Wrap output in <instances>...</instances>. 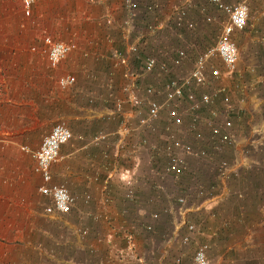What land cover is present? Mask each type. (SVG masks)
I'll return each mask as SVG.
<instances>
[{
    "label": "crops",
    "instance_id": "crops-1",
    "mask_svg": "<svg viewBox=\"0 0 264 264\" xmlns=\"http://www.w3.org/2000/svg\"><path fill=\"white\" fill-rule=\"evenodd\" d=\"M133 1L138 6L134 18L147 16L145 34L138 33L142 27H136L134 18L131 28L120 25L126 18L123 0H39L32 7L33 21L22 16L19 0H0V264H137V257L159 264L164 262L163 243L157 246L160 234L194 235L184 226L191 222L198 223V244L208 245L210 264H264V86L244 81L251 80L252 69L242 67L239 52L232 74L213 60L221 73L231 77L222 76L220 83L204 91L220 84L228 88L232 104L228 132L233 142L219 149L211 144L209 149L217 153L203 160L202 167L196 165L200 168L196 172L187 169L185 180L188 188L195 189L197 200L173 212L170 200L158 190L161 181L169 190L172 176L159 169L161 157L138 146L142 137L152 139L156 133L135 130L133 101L143 98L148 73L136 71L138 56L129 55L127 47L136 45L139 50L180 10L184 15L176 30H192L188 11L194 4L182 0L158 22L151 17L157 4L143 12L140 9L148 0ZM208 4L220 16L221 29L225 14L209 0ZM199 12L202 23L211 21L205 8L200 6ZM105 18L112 23L105 24ZM149 24L154 31L147 30ZM244 29L253 33L251 40L264 31V0L247 4L246 23L231 34L232 39ZM41 33L75 44L56 68L48 67L44 55L30 51ZM115 51L128 55L126 65L115 64ZM179 65L170 64L175 77L192 67L177 75L173 69ZM64 74L75 79L67 89L56 83ZM117 101L122 107L114 111ZM222 106L220 101L215 104ZM220 112L218 122L224 117ZM200 116L201 121L204 114ZM182 117V124L175 125L179 133L189 116L183 112ZM57 121H63L71 134L50 166L51 182L62 184L76 199L66 216L44 213L49 198L37 191L40 177L32 170L30 156L20 150L22 146L36 149ZM199 126L207 134L205 124ZM180 138L198 145L191 135L190 140ZM219 159L228 164L224 177L216 173ZM189 161L195 170L197 158ZM210 166L213 177L209 179ZM152 213H157L156 219ZM148 224L151 231L145 228ZM83 228L82 236L77 229ZM125 235L131 237L130 244Z\"/></svg>",
    "mask_w": 264,
    "mask_h": 264
},
{
    "label": "built area",
    "instance_id": "built-area-1",
    "mask_svg": "<svg viewBox=\"0 0 264 264\" xmlns=\"http://www.w3.org/2000/svg\"><path fill=\"white\" fill-rule=\"evenodd\" d=\"M39 0H19L21 14L24 18H28L31 21L32 7ZM156 0H149L146 4H143L141 11H150ZM219 10H221L226 16V22L222 25L216 42L210 46L204 48L200 54L196 56L193 61L191 69L185 74L177 78H168L160 86L161 99L153 98V95L157 93V90L152 85H146L143 87V98L134 100L133 104L136 108L135 115L137 116L135 130L151 127L155 121L159 120L162 115L170 121L171 124L180 125L183 122V118L179 115L176 107L178 104L184 103L188 111V124L186 129L189 135L196 141H206V146L201 149H194L191 144L184 143L180 136L170 132L165 137L161 149L165 154L166 161L164 165L165 172L179 176L186 174L185 161L183 157H194L197 159L207 158L209 155L208 149L211 144L213 148L219 149L221 146L230 145L233 142L232 136L228 132V128L231 126V120L227 116L231 108L230 93L226 86L220 84L209 91L197 92L198 89L205 86L208 83V79H217L220 77V70L216 65H213V60L217 59L224 72L232 74L236 70V63L238 58V51L235 41L232 39V33L235 30H241L247 19V4L252 0H239L236 3H225L221 0H209ZM124 8L126 9V18H124L120 25L125 29L131 28V21L134 18V10L137 11L138 6L133 0H123ZM184 12L180 10L175 17L174 21L168 22L165 25L166 30L173 31L181 26L182 17ZM105 24H111L110 18H105ZM192 25L186 24V28H191ZM154 25H147V30L154 31ZM129 55L138 56V49L136 45H129L127 47ZM75 50L74 43H65L60 39H56L48 33H41L39 36L38 44L30 46V51H36L46 57L47 65L53 69L58 64L67 58V56ZM185 54L182 49H175L170 59L172 66H177L181 63ZM115 58V64L126 65L128 61V55L125 52L115 51L113 54ZM154 68H158L162 71L165 70V65L152 56H145L141 61V72L148 73ZM75 82L72 75H61L56 78L58 87L67 89L71 87ZM223 104L222 107L216 108L217 102ZM122 102H115L114 111L121 110ZM112 110V112H113ZM224 113L223 119L218 122V116L221 115V111ZM201 113L204 114L203 120L200 121ZM203 123L207 128V134L204 131H200L199 125ZM71 138V134L67 126L63 121H57L52 124L49 131L41 138L39 146L30 150L26 146H22L21 151L27 153L32 159V170L38 174L41 180V184L37 187V191L49 198V203L44 206L43 211L45 214L57 212L64 216L68 215L75 203V198L71 196L66 188L62 184L51 182L50 166L55 161L59 154V147L66 144ZM145 140L139 141V144L144 143ZM210 143V144H209ZM150 147L153 149H159L155 143H151ZM228 170V164L226 160L220 159L219 164L216 166V173L218 176L224 177ZM201 194V193H198ZM128 197L130 195L128 194ZM88 195L83 196V199L87 201ZM178 205H184V198H176ZM152 219L157 218V213H152ZM185 230L187 233L193 230L191 224H185ZM147 230H152L150 224L146 225ZM77 233L84 235L86 229H77ZM127 244H130L131 237L125 235ZM180 241L182 244H186L188 241L187 235H181ZM208 245L200 243L194 249L191 264H210L206 256ZM137 264H149L145 259L136 258ZM170 264H182L181 257L175 256Z\"/></svg>",
    "mask_w": 264,
    "mask_h": 264
},
{
    "label": "rangeland",
    "instance_id": "rangeland-1",
    "mask_svg": "<svg viewBox=\"0 0 264 264\" xmlns=\"http://www.w3.org/2000/svg\"><path fill=\"white\" fill-rule=\"evenodd\" d=\"M149 1V0H148ZM194 4V7L189 8L188 11V19L193 23V29L192 30H185V29H179V30H173L168 31L164 27L165 24L161 25L162 27L158 30H155L151 36H149L147 39L144 40V43H142V47L138 50V61L136 65V70L138 73H141L139 70L141 68V61L144 59L145 56H152L154 57L158 62H162L165 65V70L162 71L158 68H154L152 71L148 72L146 79V83L151 84L154 86V88L157 90V93L153 98L155 99H161V92L159 90L161 84L168 78H177L174 76V71L171 72V66H170V57L173 55V51L175 49H182L184 51V58L181 61V64L173 69L175 70L177 75H182L185 71V67L193 64L194 59L200 52L206 48L207 46H210L214 44L218 37V34L220 32V25L222 23L220 16H218L215 12V10L208 4V0H191ZM190 1V2H191ZM182 0H158L155 4H157L158 10L155 12V15H151V17L157 18L156 21H162L165 20L166 17H168V12H172L171 10L175 5L181 4ZM172 4V7L170 8ZM203 7L205 8V14L211 16V21L202 23L199 17H202L199 12V8ZM147 16L144 18L141 14H137L134 18V22L136 24V27L140 29L139 34L143 33L145 34L146 30L145 25L149 22L146 20ZM152 21V20H150ZM155 22V20L153 21ZM139 24V25H138ZM198 24H201L200 26ZM133 34V33H132ZM256 40H251L253 37V33H248V30L244 29L243 32L238 34L235 38L236 47L239 52V58L242 62V67L246 69L247 67L252 69L251 73V80H244L247 82L248 85L255 84L256 87H261V83L264 86V31L261 30L257 34H255ZM137 36V35H136ZM135 38V37H134ZM210 44V45H209ZM213 65H217L216 62ZM228 78L231 77V75H226L225 73H221L219 79H208V83L197 90V92H202L205 89H209L211 86H216V83H220L219 80L221 77ZM259 79V80H258ZM207 87V88H206ZM248 87V86H247ZM246 87V88H247ZM177 111L179 112V115L182 116V113L188 114L187 108L182 104H178L176 107ZM183 118V117H182ZM201 126H199V129ZM151 129V130H150ZM177 127H175L174 124H171L169 120H167L164 115L162 117L155 121L154 124L151 127L142 129L143 132L149 130V133L155 132L156 135L151 134L153 137L150 138H144L142 137L140 140L144 139L145 142L142 144H139V149L143 150L144 152H149L152 150V147H150L151 143H155L156 146H159L161 148V145L163 141H165V137L168 135V133L172 132L177 136L185 137V139L190 138V135L187 131V129L183 126L182 132H178ZM151 131V132H150ZM203 132V130H202ZM184 139V138H183ZM190 140V139H188ZM210 144V143H209ZM209 155L208 156H214L215 153L210 149H208ZM189 157H183L184 161L187 163V168L190 169L189 171L196 172V170L200 169L199 166L204 163L203 160H207V158L197 159V162H195L194 168L195 170H192V167H189L188 162ZM194 158V157H193ZM192 161V160H191ZM195 161V160H193ZM202 167V165L200 166ZM209 169V168H208ZM212 166H210V171L208 172L207 177L210 179L213 177V169ZM215 170V168H214ZM184 179H186L184 175ZM183 179V175L180 177H170V187L169 190H167L165 182H159L158 190L160 193L163 192V194L166 197V200L169 202L172 207L173 212H177L181 209H186L187 205L194 203L197 200L195 189L188 188L189 184L186 180ZM213 182V181H212ZM194 186V185H193ZM167 194H166V192ZM182 197L184 198L185 202L184 205H178L176 203V198ZM163 206V205H162ZM161 206V207H162ZM165 207V206H163ZM170 214V213H169ZM168 215V214H167ZM178 223H180V220H177ZM193 226V230L189 233H193L194 235H187L188 241L186 244H182L180 241V237L182 234H166V232H163L159 236V240L157 243V246L163 243V247L161 248L163 256V261L159 264H169L171 263V260L175 256L181 257V263L182 264H191V258L194 252V249L198 245V235H195L197 233V225L198 223H190ZM146 234H153L152 232H147ZM183 236V235H182ZM169 237V238H168ZM170 243L168 246H166L167 242ZM149 247V244H148ZM153 247V246H152ZM154 249V247H153ZM156 249V248H155ZM161 253V252H160ZM150 254V253H149ZM149 261V260H148ZM151 264H158V260L155 262L149 261Z\"/></svg>",
    "mask_w": 264,
    "mask_h": 264
},
{
    "label": "trees",
    "instance_id": "trees-1",
    "mask_svg": "<svg viewBox=\"0 0 264 264\" xmlns=\"http://www.w3.org/2000/svg\"><path fill=\"white\" fill-rule=\"evenodd\" d=\"M189 120V119H188ZM187 120V124H188V121ZM187 124H185V125H187ZM206 135V134H205ZM183 141V140H182ZM193 141H196V140H194L193 139ZM198 142V145H195V147L193 146V143H191L190 141L189 142H186V143H189V144H191V146L194 148V149H201L202 147H205L206 146V141L205 140H202V141H197ZM185 143V142H184ZM162 146V145H161ZM153 151H154V154H156L157 156H159V157H161L160 159H161V163H159V169L161 170V171H163V172H165V170H164V165H165V163H167V161H166V157H165V154H164V152L162 151V149L161 148H159L158 150L157 149H153ZM220 160V159H219ZM224 160V159H223ZM220 162V161H219ZM219 162L217 163V164H219ZM186 163V162H185ZM187 164V163H186ZM185 164V167H186V171H188L187 169V165ZM217 164H216V166H217ZM165 173H167V172H165ZM169 174V173H168ZM172 177H174V178H176V177H180V176H182L183 174H181V175H179V176H174L173 174H170ZM183 179H184V175H183ZM185 180V179H184ZM130 198V197H129ZM146 228V227H145ZM147 230V229H146ZM147 231H151V230H147ZM149 264H151L148 260H146Z\"/></svg>",
    "mask_w": 264,
    "mask_h": 264
}]
</instances>
